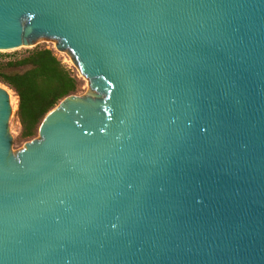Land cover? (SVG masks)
<instances>
[{"label":"water","instance_id":"obj_1","mask_svg":"<svg viewBox=\"0 0 264 264\" xmlns=\"http://www.w3.org/2000/svg\"><path fill=\"white\" fill-rule=\"evenodd\" d=\"M46 38L97 96L15 158L0 82V264H264V0H0Z\"/></svg>","mask_w":264,"mask_h":264},{"label":"trees","instance_id":"obj_2","mask_svg":"<svg viewBox=\"0 0 264 264\" xmlns=\"http://www.w3.org/2000/svg\"><path fill=\"white\" fill-rule=\"evenodd\" d=\"M27 67L24 71L18 68ZM0 82L19 97L22 136L36 135L46 115L79 89V81L53 50L36 47L19 58L1 55Z\"/></svg>","mask_w":264,"mask_h":264},{"label":"rangeland","instance_id":"obj_3","mask_svg":"<svg viewBox=\"0 0 264 264\" xmlns=\"http://www.w3.org/2000/svg\"><path fill=\"white\" fill-rule=\"evenodd\" d=\"M39 43L35 46H23L17 49H10V50H0V59L1 55H10L14 58L23 57L27 54V52L30 49H34L36 47H42V48H49L54 51L56 56L63 62V64L72 72L73 75H75L79 81V89L72 95H95L94 89H89L91 82L85 77V75L81 72V70L77 67V65L74 63V61H69L67 58H71L69 53L66 49H60L57 48L56 42L50 40V39H38ZM72 59V58H71ZM67 60V61H66ZM27 67L18 68L17 71H24ZM3 84V83H2ZM7 86V85H6ZM7 88L10 89L8 86ZM14 91V90H12ZM15 92V91H14ZM15 95L18 97V95L15 92ZM67 98L62 99L59 104L55 107L58 108L61 106L64 101ZM19 100V97H18ZM18 108H19V101H18ZM54 108V109H55ZM9 136L11 138V150L13 152V155L15 158H17L18 152L21 148H23L27 143L34 142L37 140L41 134H40V128L38 129L35 136L26 138L22 136V125L20 123V119L18 117V109L15 113H13L9 120Z\"/></svg>","mask_w":264,"mask_h":264},{"label":"bare ground","instance_id":"obj_4","mask_svg":"<svg viewBox=\"0 0 264 264\" xmlns=\"http://www.w3.org/2000/svg\"><path fill=\"white\" fill-rule=\"evenodd\" d=\"M37 43H39V41H37L35 44H32V45H29V46H35V45H37ZM28 46V45H27ZM28 46V47H29ZM69 61H73L71 58H67ZM67 61V60H66ZM2 85V84H1ZM7 91H8V93H9V97H10V102H11V109H12V114L13 113H15L16 111H17V109H18V97L15 95V92L14 91H12V90H9L8 88H7V86H4V85H2Z\"/></svg>","mask_w":264,"mask_h":264}]
</instances>
